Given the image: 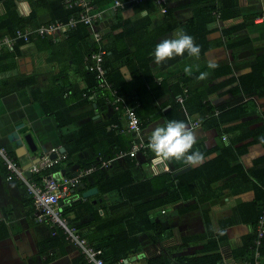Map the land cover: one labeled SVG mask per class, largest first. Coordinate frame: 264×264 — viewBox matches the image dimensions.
<instances>
[{
    "label": "crops",
    "instance_id": "crops-1",
    "mask_svg": "<svg viewBox=\"0 0 264 264\" xmlns=\"http://www.w3.org/2000/svg\"><path fill=\"white\" fill-rule=\"evenodd\" d=\"M93 1H97L98 9L105 15L99 28L104 34H111V38L106 41L112 42L116 36L125 33V23L135 25L134 31L130 30L129 48L132 52H138L144 61L149 57L148 52L154 50L160 41L179 34L196 10L193 0H163L161 6L155 3L149 9L133 4L117 10L114 2L107 4V0ZM212 2L219 7L225 6L231 15L226 19L216 16L209 24L208 39L212 48L201 53L199 58L186 54L159 64L154 60L151 63L153 72L147 70L146 77L139 73L133 76L128 65L121 66L122 74H114L116 83L129 96H143L146 101L138 108H143L144 116L149 115L148 125L139 134L128 131L125 107L121 108L113 102L106 105L101 102L99 106L93 96L89 102H83L85 95L80 98L79 92L87 87L84 75L87 66L78 64V56L75 57L76 62L73 60L67 31H59L47 38L36 37L29 42L24 41L18 45V51H14V46L8 47L9 56H0V93L3 91L1 85L7 80L33 78L34 83L29 89L23 88L0 97V147L7 148L13 160L24 171L25 177L31 181H35L33 177L36 175L32 172L33 167L52 149L57 154L51 155L54 161L50 167H54L56 176H75L82 167L81 162L96 154L101 157L103 153L99 150L104 149L106 134L111 131L108 128L106 132L97 131L94 135L87 131L89 135L86 137L85 126L94 122L104 128L105 123L117 117L123 130H118L115 135L124 136V145L137 139L148 141L151 131L168 121L167 113L172 105L171 96L165 95L157 103H151V108L149 85L155 89L162 82L172 85L179 77L186 75V65L194 66L195 73L206 69L209 61L218 64L214 70L209 69L207 79L197 80L192 86L201 92L206 87L218 85L208 96L212 106L230 108L249 100L244 92L236 90L238 81L233 79L251 73L257 59L264 58V21L259 18L264 15V0ZM61 4L62 0H0V39L9 35L7 25H3L6 15L16 13L19 18L30 23V28H37L43 24L56 23L53 10ZM3 51H7V47L1 49L0 53ZM224 68H230V72ZM152 79L156 86L150 83ZM62 91L68 94L61 96ZM46 95L48 98L45 104L49 112L41 101L34 99ZM253 99L256 102L255 112L238 120L229 119L219 127L208 128L201 123L195 124L200 120L199 115H187L189 126L196 132V144H201L203 151L210 150L208 155H204L205 161L202 164L223 157L224 154L228 157L202 171L203 179L202 176L197 179L201 182L200 191L187 190L188 193L196 191L197 196L177 200L152 211L153 228L148 224L149 220L135 217L133 204L120 192L102 194L98 185H95L93 175L82 182L85 189L74 190L66 203L89 202L94 210L100 211L102 217L92 224V212L79 204L70 218L73 225L82 227V234L89 240L110 243L116 249L127 243L125 241L137 237L141 248L139 252L131 253L118 264H154L151 260L158 257L166 259L169 264H189L182 260L204 255H218L220 264L253 263L256 254L251 242L258 232V224L255 232V224L251 221L260 220L261 217L255 211L264 199V145L260 143V138L264 137V96H254ZM156 104L165 106L152 112ZM59 111H63L61 120L67 123L62 129L58 128L55 117ZM73 134H81L79 146L83 147L61 161L66 151L73 147L70 143L64 145L63 138ZM28 140L32 141V145ZM222 148L227 150L222 153ZM132 159L113 160L108 171L118 174L127 170L136 181H146L162 172L177 178L202 165L191 167L175 160L161 163L156 161L149 149L140 150L134 157L137 164L130 167L128 160ZM222 170L228 173L221 178L218 176L219 179L212 186H206L212 172ZM27 172L32 176L28 177ZM165 185L164 182L159 184L153 181L151 186L161 188L155 197L167 196L168 191L163 189ZM92 188H97V192L84 197L83 193ZM127 220L134 221L131 225L133 233L125 234L128 230L124 225ZM156 222L160 223L158 227ZM55 228L48 223L36 221L33 197L26 180L8 172L5 160L0 156V264H87L70 242L63 247L43 250L42 244L54 236ZM134 232L136 235L132 236ZM125 236L127 240L123 238ZM187 237H193V240L189 241ZM260 252L259 260L264 264L262 248ZM51 256L55 259H51ZM107 263L116 264L110 260Z\"/></svg>",
    "mask_w": 264,
    "mask_h": 264
},
{
    "label": "trees",
    "instance_id": "trees-1",
    "mask_svg": "<svg viewBox=\"0 0 264 264\" xmlns=\"http://www.w3.org/2000/svg\"><path fill=\"white\" fill-rule=\"evenodd\" d=\"M107 4L109 2H114L115 0H107ZM213 0H193V4L196 6V10L194 13V16L183 26L182 31L186 34H189L195 38V43L201 47V53L206 52L207 50L212 48V44H210V41L208 39L209 36V24L214 21L216 16H221L222 19H226L229 17L228 11L226 10L225 6L219 7L217 4H213ZM92 6L95 10L100 11L98 9V3L97 1L91 0ZM97 4V5H96ZM136 6H146L147 9L153 8L155 6V2L153 0H147L138 4H135ZM54 14L55 15V22H62L67 23L72 16H76L77 18L80 17V12L82 11L81 7L75 6L73 8H67L64 0H62L61 6H57V8H54ZM104 13L103 17L101 19H98L97 23H95L98 31L102 34L103 39L100 43H98L96 40H94L93 37V28L91 25L85 24L83 22H80L77 27L68 30V37L67 42L70 43L71 51H72V58L76 62V58L78 56L79 58V65H86L87 69L84 71V75L86 77L87 81V87L79 92L80 98H82L83 95L86 96L85 99H82L83 102H89L90 97L93 96V99L96 101V103L100 106V103L103 102L105 105L109 102H115L116 98H121L126 101L128 106L131 108H134L137 115L139 116L141 120V130L142 128L148 125V116H144L142 109L138 108L139 106H143L144 103H146L143 96H135L131 97L127 93V91L121 89V87L116 83L114 79L115 73H121V66L122 65H128L132 72L134 73L133 76L136 74H140L142 77L147 76V70H150L153 72L151 63L154 61V50L148 52L147 60L144 61L140 58L138 52H132L129 48V42L128 39L130 37V30L132 32L134 31L133 24L125 23V33H121V35H118L114 38L112 42L106 41L107 39L111 38V34H104L103 31L99 28V24L104 19ZM3 25H7L9 30V35L14 37L16 35V32L20 29H28L30 28L29 22H27L24 18H19L16 13H10L6 15L4 18ZM122 24V23H121ZM130 26V27H128ZM129 30V31H128ZM5 36H3L1 39H3ZM40 37V36H34L31 37V40H34V38ZM50 37V36H48ZM42 37L38 38L41 39ZM47 38V36L43 37ZM0 39V40H1ZM24 43L23 40H19L14 45V51H18V45ZM101 45H104V49L107 51L105 54V67L107 69V77L112 85V90L108 88H101L99 86V81L96 77V74L89 69V65L91 64V56L94 52H100L102 51L103 47H100ZM6 54V57L9 56L10 50L7 47V51H3L0 53V56H3ZM13 55V54H12ZM186 55V54H185ZM137 68V69H135ZM227 69L228 72H230V68H224ZM209 68L201 69L195 73H193L191 76L185 75L182 77H179L175 83L172 85L170 83H164L162 82L157 89L150 86V93H151V103L155 104L157 101L164 97L165 95L171 96V108L169 109L167 113V119L170 120H180L185 121L188 123V117L187 115L191 116L194 114H198L200 120H198V124H203L204 126H207L208 128L213 127H219L223 123L227 122L229 119L231 121L238 120L245 116L246 114L253 113L256 111V105L255 101L253 99L254 96H264V58L257 59L256 63L253 65V70L251 73L241 76L238 79H233V81H238V85L236 86V90L238 92H244L246 96H248L250 99L245 101L244 103L239 104L235 107H215L212 106L211 103L208 101V96L212 92L215 91L219 86H213V87H206L204 91H197L192 86L194 82L197 81L196 77L199 75V72H208ZM122 74V73H121ZM220 74V73H219ZM124 78V76L122 75ZM136 78V77H134ZM125 80V79H124ZM126 81V80H125ZM34 83V79H24V80H7L5 81L1 87H3V91L0 93V97L4 94H9L16 92L18 90H21L23 88H30V85ZM153 85L155 83L153 82ZM156 86V85H155ZM7 91L5 92V90ZM113 90H116L117 94H113ZM5 92V93H4ZM68 94V92L62 91L61 96H64L65 94ZM70 93V91H69ZM40 97V96H39ZM34 98L41 101L47 112V104L45 102L47 101L48 95L45 97L40 98ZM182 99V101L180 100ZM101 100V101H100ZM135 103V104H134ZM124 103L119 104L122 107ZM137 104V105H136ZM165 105L158 106L156 104V107L152 110V112H156L162 108H164ZM73 108V107H72ZM120 108V109H121ZM71 109V108H70ZM68 109V110H70ZM119 109V110H120ZM72 110V109H71ZM63 111H59V113L55 114L56 119L58 120V128L62 129L64 126L67 125L66 122L61 120V115H63ZM195 122V121H194ZM195 122V123H196ZM95 125V126H94ZM104 128H100V126L96 125V123L92 122L85 126L84 132L95 134L97 131L100 132H106L108 128H111V131H109V134L107 133V143L104 147L101 153V157H98L99 155L96 154L95 157L85 160L81 162V169L89 167V166H97V170L92 174L95 179V185H98V187L101 189L102 194L105 193H111L114 191L120 192L123 196H125L132 204H133V214L136 215L135 217H138L141 219H147L148 224L153 228V220L151 219L150 213L154 211L155 209L160 208L163 205L170 204L173 202H176L177 200L186 199L189 197L197 196L196 191L192 193H188L187 190H194L197 189L200 191V181L197 179H200V176H202L201 179H203V173L202 171L209 167L210 165H214L215 163L221 161L222 159H225L228 157L226 154H224L223 157L219 156L216 159H213L211 161H207L201 166L194 168L190 172L181 175L177 178H173V176L168 175L167 172H162L159 175L153 176L152 179L144 180V181H136L132 175V173L123 171L118 174H112L110 173L109 166L106 168H101L103 161H110L111 159H114L116 154L120 151L128 150V147H131L134 145V143L142 142L144 145V148L142 150L148 151V141L144 140H132L131 142L124 145V136L122 135H115L116 132L123 130L120 121L116 117V119H111L110 122L105 123ZM95 127V129H94ZM87 133L86 137L89 135ZM114 137L113 139H110L111 137ZM64 145L68 146L72 144V149H68L66 151V156L61 161L68 159L71 155L73 156L76 152H78L82 146H79V143L82 141L81 134L77 136V134L73 135H66L64 138ZM134 139V138H133ZM255 140V139H254ZM121 141L123 142L122 145ZM132 148V147H131ZM195 149H199L204 155H208L209 151H203V147L201 144H195ZM227 150L225 148H222V153ZM230 150V149H228ZM149 152L152 154L151 150ZM221 157V158H220ZM220 158V160H219ZM129 166H135L137 164V161L133 158L132 160H128ZM57 165V164H56ZM54 165V166H56ZM228 169V168H227ZM231 170V168L229 169ZM228 173L226 170H222L220 172L213 171L212 177L209 179V183H207L206 186H209L215 181L218 180V176L221 178L224 177ZM55 176L58 181L63 180L65 177L56 176L54 167H50L46 169L45 171H42L39 174L34 175L33 180L41 182L43 178L46 176ZM74 176V175H73ZM87 177L84 178L86 180ZM83 180V181H84ZM166 183L164 190L166 189L168 191L167 196L164 198L162 197H155V194L160 192V187H154L151 186L152 183ZM203 183V182H202ZM199 188H198V187ZM210 186V187H211ZM69 198L62 199L61 202L63 204L61 205V217L63 220H65L67 223L70 224L69 227L75 228L79 234L87 239L91 244H93L96 248L103 250V257L105 261H112V263L118 264L122 259H126L131 253L139 252L140 244L137 237H132L130 241H125L127 243H123L120 247V249H116L114 245L110 243H103L102 241H98L96 243L92 240H89L87 237H85L82 232V227H77L73 225L72 220L70 219L72 217V212L77 209L79 206V202L74 203H66L68 202ZM80 206L87 207L89 211L92 212L93 218H92V224H94L95 221L100 219L101 213L100 211L94 210V207L89 202L81 203ZM94 211H93V210ZM35 211L34 207V201H33V214ZM257 216L261 217L264 213V199L263 203L257 208ZM132 220V219H131ZM126 221V233H131L134 228H131V225L134 221ZM143 222V221H142ZM253 224H255V232L257 228V224L259 221L257 219L255 221H251ZM72 223V224H71ZM155 225L157 227L160 225V223L156 222ZM133 226V225H132ZM145 226V225H144ZM141 229V226L139 227ZM54 236H52L49 240H47L45 243L42 244L43 250H49L51 248L56 247H63L64 245L68 244L66 235L62 228L56 226L54 231ZM133 233V232H132ZM256 234L253 237V240L251 243H254V240L256 238ZM136 233L132 234V236H135ZM127 240L126 236L123 237ZM189 241L193 240V237H187ZM252 245V244H251ZM262 255H264V239L262 244ZM82 256V255H81ZM51 259H55L54 256H51ZM84 262L85 259L81 257ZM219 256L215 255H204L202 257H193V258H184L182 260L183 263L189 262V264H220L218 262ZM154 264H169L168 261L162 257L155 258L151 260ZM109 264V263H107Z\"/></svg>",
    "mask_w": 264,
    "mask_h": 264
},
{
    "label": "built area",
    "instance_id": "built-area-1",
    "mask_svg": "<svg viewBox=\"0 0 264 264\" xmlns=\"http://www.w3.org/2000/svg\"><path fill=\"white\" fill-rule=\"evenodd\" d=\"M147 0H115L114 8L124 9L130 5L138 4ZM158 5H162L163 0H153ZM67 8H73L75 6L81 7L80 17L72 16L67 23L56 22L50 24H43L37 28L20 29L16 32L14 37L5 36L0 40V50L4 47H13L19 40L29 42L31 37L34 36H54L59 31H68L77 27L80 22L91 25L93 28V37L98 43L103 39L102 34L98 31L95 23L98 19L103 17V11H97L92 6L91 0H64ZM261 21H264V15L259 17ZM258 18V19H259ZM102 51L94 52L91 56V64L89 65L90 71L96 74L101 88H108L112 90L107 77V69L105 67V54L106 50L104 45H101ZM113 94H117L116 90H113ZM182 101V99H180ZM116 104L124 103L123 106L126 109L129 132L140 133L141 120L137 115L134 108L128 106L126 101L121 98H116ZM117 109H120L119 107ZM195 124H198L197 122ZM144 148L142 142L134 143L130 150L120 151L116 154L114 159L110 161H103L101 168L110 166L113 160L126 159L128 157L134 158L137 153ZM56 151L52 149L49 153H45L38 165H35L32 172L35 174L41 173L43 170L53 165L52 154ZM57 154V153H56ZM0 156L5 160L7 171L18 178H23L27 182L28 190L33 197L34 201V217L37 222L48 223L51 226H58L63 229L68 242L73 244L80 252V255L85 259L87 264H106L103 257V250L96 248L87 239L83 238L75 228L69 227L68 223L61 217L60 204L62 199L69 198L74 190H76L85 177L92 175L97 166H89L80 169L77 175L65 177L63 180L58 181L55 176H47L43 178L41 183L31 181L25 177L24 171L13 160V157L9 154V151L5 147H0ZM264 238V213L261 216L258 223V234L254 240L253 246L255 247L256 260L251 264H261L259 257L261 256L260 249L263 244Z\"/></svg>",
    "mask_w": 264,
    "mask_h": 264
},
{
    "label": "clouds",
    "instance_id": "clouds-1",
    "mask_svg": "<svg viewBox=\"0 0 264 264\" xmlns=\"http://www.w3.org/2000/svg\"><path fill=\"white\" fill-rule=\"evenodd\" d=\"M185 54L199 58L201 47L195 43L193 36L181 31L172 38L160 41L156 45L153 55L155 62L159 64ZM207 67L214 70L218 67V64L215 61H209ZM193 70L194 66L192 65L184 67V73L188 76L192 75ZM208 75V72H199L196 79L203 81L207 79ZM196 139V132L188 123L180 120H170L156 126L151 131L147 147L153 152L158 162L166 163L175 160L196 167L205 161L204 154L199 149L194 148ZM260 143L264 145V137L260 138Z\"/></svg>",
    "mask_w": 264,
    "mask_h": 264
},
{
    "label": "water",
    "instance_id": "water-1",
    "mask_svg": "<svg viewBox=\"0 0 264 264\" xmlns=\"http://www.w3.org/2000/svg\"><path fill=\"white\" fill-rule=\"evenodd\" d=\"M27 139H29V135L27 136ZM29 141V140H28ZM29 143L32 145V141H29ZM65 149L63 148V151H64ZM36 151V150H35ZM26 175L28 176V177H31L32 176V174L30 173V172H27L26 173ZM80 190H83V189H85V186H84V184L82 183L79 187H78ZM77 188V189H78ZM95 192H97V188H92V189H89V190H86L84 193H83V196L84 197H89V196H92V195H94L95 194ZM63 204V202L61 203V205Z\"/></svg>",
    "mask_w": 264,
    "mask_h": 264
}]
</instances>
